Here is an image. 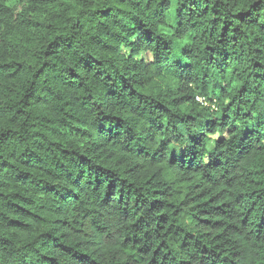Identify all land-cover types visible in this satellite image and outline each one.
<instances>
[{"label": "clouds", "instance_id": "1", "mask_svg": "<svg viewBox=\"0 0 264 264\" xmlns=\"http://www.w3.org/2000/svg\"><path fill=\"white\" fill-rule=\"evenodd\" d=\"M0 264H264V0H0Z\"/></svg>", "mask_w": 264, "mask_h": 264}]
</instances>
